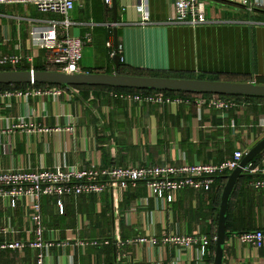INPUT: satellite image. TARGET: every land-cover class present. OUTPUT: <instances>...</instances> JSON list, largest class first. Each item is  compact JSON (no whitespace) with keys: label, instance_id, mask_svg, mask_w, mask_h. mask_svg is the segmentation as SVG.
Wrapping results in <instances>:
<instances>
[{"label":"crops","instance_id":"0c3cea01","mask_svg":"<svg viewBox=\"0 0 264 264\" xmlns=\"http://www.w3.org/2000/svg\"><path fill=\"white\" fill-rule=\"evenodd\" d=\"M203 1L207 23L190 26L168 20L173 0H146L145 23L134 0H115L116 23L112 5L77 0L67 13L68 33L90 35L79 73L114 72L115 29L120 73L264 84V0ZM32 7L37 14H28L29 5L0 4V54L30 52L27 19H62ZM42 54L34 66H42ZM45 88L51 91L32 93ZM0 92V170L219 162L234 151L246 153L264 137V99L237 98L235 106L219 110L193 100L205 94L189 95L190 104L160 105L125 100L102 86H7ZM256 164L264 169V151ZM261 174L243 171L235 182L222 264H264V246L236 238L238 232L264 228V190L249 184ZM223 178L216 176L206 191L179 190L170 203L149 197L143 181L121 195L110 186L98 194L64 195L62 212L56 197L42 196L41 238L47 247L0 249V264H37L40 252L43 264H196L198 245L179 250L161 240L169 234L215 237ZM30 213L25 197L15 206L0 198V243L36 241ZM138 236H153L156 243H117ZM94 239L110 243L79 244ZM213 256L207 247L206 264Z\"/></svg>","mask_w":264,"mask_h":264},{"label":"built area","instance_id":"2783aa9c","mask_svg":"<svg viewBox=\"0 0 264 264\" xmlns=\"http://www.w3.org/2000/svg\"><path fill=\"white\" fill-rule=\"evenodd\" d=\"M77 0H0V4H20L34 6L40 13H52L61 20H33L27 19L28 38L31 44L30 52L27 55L15 53L0 54V67H8L17 70L20 64L26 62L28 71L33 72L34 59L39 57V51H43L41 57L44 70H50L65 74L79 73L78 62L81 59L82 47L90 40V35L74 37L68 33L70 21L67 18L69 10L73 9ZM113 0H103L104 4L110 8ZM134 6L138 13L140 23L149 21L146 0H134ZM173 14L168 20L178 24L196 26L207 23L206 4L203 0H173L171 4ZM59 30H64L63 35H59ZM107 47H112L111 42H106ZM51 90L42 89L33 91V94L48 93ZM59 94L58 89L52 91ZM116 96L125 100H133L139 103H152L168 105L171 103L190 104L193 100L199 104H206L219 110L235 106L231 99L214 95H196L191 97L165 96L157 92H116ZM3 95L0 92V100ZM244 152L234 151L231 157L219 162H198L183 163L180 165H160L145 164L140 166L121 167L117 165L103 167H81L58 165L53 170L36 168L27 169H7L0 170V198L9 200L11 206H15L19 197L28 200V208L31 211L30 218L35 223L36 241L25 243L23 241L1 242L0 249H19L26 245L42 249L47 247L42 241V223L40 198L42 196H53L57 198L59 212L63 210V204L59 200L64 195L78 196L81 194L101 193L110 186L119 191L120 195L128 187L135 186L137 182L143 181L147 188L148 196L154 199H161L170 203L173 201L175 192L184 188L206 191L210 188L214 178L219 175H227L234 170L244 156ZM243 171L255 173L260 171L261 177L251 181L249 184L255 189L264 190V169L258 164L248 163ZM135 210L131 208L130 211ZM236 238L241 243H246L260 248L264 246V228L241 231L236 234ZM162 243H170L179 250L196 249V264H206L205 252L215 237L208 238L198 233L192 234H169L162 238ZM119 244H148L156 243L153 236H138L126 239ZM110 241L103 239L80 242L81 246L91 244H109ZM62 245H65L64 243ZM44 254L37 255V264H43Z\"/></svg>","mask_w":264,"mask_h":264},{"label":"water","instance_id":"95a60500","mask_svg":"<svg viewBox=\"0 0 264 264\" xmlns=\"http://www.w3.org/2000/svg\"><path fill=\"white\" fill-rule=\"evenodd\" d=\"M112 9L115 17V0L112 1ZM119 43L117 31L114 29V56L115 70L111 74L101 73H75L65 74L50 70H4L0 71V84L13 83H48L58 85H96L109 87H124L132 89L184 91L224 95H249L264 96V84L254 82H230L221 80L184 79L162 76L129 75L119 72L118 55ZM264 151V137L250 148L243 156L239 165L229 174L225 175V184L220 196L214 256L212 264H222L223 250L226 232V215L228 202L236 180L242 175L243 168L251 160Z\"/></svg>","mask_w":264,"mask_h":264},{"label":"trees","instance_id":"16d2710c","mask_svg":"<svg viewBox=\"0 0 264 264\" xmlns=\"http://www.w3.org/2000/svg\"><path fill=\"white\" fill-rule=\"evenodd\" d=\"M27 66H18L17 70H27ZM35 70L41 71L44 70V67L42 66H34ZM4 70H12L11 68L8 67H0V71H4ZM123 74V73H122ZM129 75H143V76H148L145 74H142L141 72H134L133 74H129ZM165 77V76H164ZM27 85H31L34 87H38V86H43V87H53V86H57V87H63L66 85H58V84H48V83H13V84H0V89H3L7 86H14L16 88H23ZM77 86V85H76ZM81 86V85H78ZM86 87H95L96 85H83ZM102 87H106V88H111L114 92H142V93H149V92H157V93H162L165 96H180V97H186L189 96L191 94H205V95H214V96H219V97H223V98H227V99H231V100H236L237 98H244V99H264V96H249V95H224V94H210V93H197V92H184V91H168V90H148V89H132V88H124V87H109V86H102ZM260 154H258L257 156H255L252 160H251V164L254 165L256 164V161L258 159V156ZM223 180L225 181V179L223 178ZM228 222L226 220V229H228ZM214 246H215V242L212 241L209 245L210 249L213 251L214 250ZM208 261L211 262V258H208Z\"/></svg>","mask_w":264,"mask_h":264},{"label":"rangeland","instance_id":"374dc122","mask_svg":"<svg viewBox=\"0 0 264 264\" xmlns=\"http://www.w3.org/2000/svg\"><path fill=\"white\" fill-rule=\"evenodd\" d=\"M28 14H37L31 5H29V13Z\"/></svg>","mask_w":264,"mask_h":264}]
</instances>
